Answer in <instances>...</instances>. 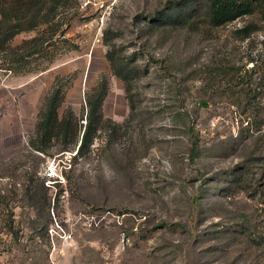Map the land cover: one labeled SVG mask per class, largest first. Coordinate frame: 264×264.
Instances as JSON below:
<instances>
[{"label":"rangeland","instance_id":"obj_1","mask_svg":"<svg viewBox=\"0 0 264 264\" xmlns=\"http://www.w3.org/2000/svg\"><path fill=\"white\" fill-rule=\"evenodd\" d=\"M184 1L72 0L12 40L43 43L0 60V264H264V31L153 21ZM101 84L88 151L32 148L54 88L78 130Z\"/></svg>","mask_w":264,"mask_h":264},{"label":"trees","instance_id":"obj_2","mask_svg":"<svg viewBox=\"0 0 264 264\" xmlns=\"http://www.w3.org/2000/svg\"><path fill=\"white\" fill-rule=\"evenodd\" d=\"M71 2L72 0H0V60L5 59L4 61L11 64L8 70L23 67L29 55L42 50L43 43L38 42L37 38L25 41L24 46H21L24 52L19 53L20 47H11L12 40L21 33L51 25L59 11L68 7ZM183 3V6L175 10L168 8L171 14L156 15L153 21L185 26L202 15L211 26L221 27L237 18L256 17V23L247 24L238 33L242 38H247L255 31H264V0H185ZM107 59L115 74L120 75L121 71L116 70V62L110 53L107 54ZM106 89L105 84L99 85L95 95L88 101L86 123L83 128L77 130L73 127L70 115L60 117L58 110L62 93L60 88H54L46 100L41 119L37 123L36 136L31 141L32 148L46 154L53 140H60L65 144L72 140L77 147L76 155L82 156L89 150L96 133ZM80 132H82L81 136ZM196 147L195 144L193 151Z\"/></svg>","mask_w":264,"mask_h":264}]
</instances>
